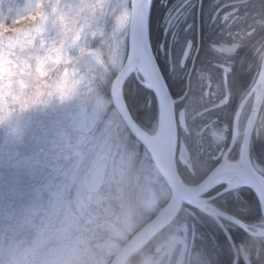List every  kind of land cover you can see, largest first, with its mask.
<instances>
[{
  "label": "clouds",
  "instance_id": "9594fccd",
  "mask_svg": "<svg viewBox=\"0 0 264 264\" xmlns=\"http://www.w3.org/2000/svg\"><path fill=\"white\" fill-rule=\"evenodd\" d=\"M2 6L7 9L6 4ZM115 11L111 0H45L35 22L22 31L0 35V122L19 113L58 107L84 111L93 122L100 121L101 89L115 88L119 81L123 95L121 71L126 65L117 42L120 28L106 29L107 18ZM94 40L98 41L95 47ZM239 47L231 46L227 55L235 56ZM252 54L255 62L248 69L254 71L235 109L231 137L228 124H220L217 117L199 128H190L185 121L182 130L184 137L197 138L201 152L224 153L227 167L219 182L226 184L225 191L241 201L246 187L257 194L261 218L259 227L250 226V235L264 238V163L255 152L257 144H264V43H254ZM229 96L226 91L220 106ZM74 131L63 134L71 136ZM116 136L109 118L90 145L77 141L78 162L65 157L61 190L49 193L52 211L41 207L30 219L0 229V264H181V258L195 250V241L188 235L195 212L184 209L183 203L211 215L209 209L216 205L204 191L177 204L174 214L149 240L133 243L128 238L130 226L157 196L161 183H173L179 177L178 164L194 170L188 143L161 123L157 148L165 162L138 166L130 154L112 149ZM221 215L244 224L231 214ZM241 254L246 255L243 249ZM198 256L199 264H213L210 256Z\"/></svg>",
  "mask_w": 264,
  "mask_h": 264
},
{
  "label": "rangeland",
  "instance_id": "374dc122",
  "mask_svg": "<svg viewBox=\"0 0 264 264\" xmlns=\"http://www.w3.org/2000/svg\"><path fill=\"white\" fill-rule=\"evenodd\" d=\"M44 2L45 0H0V35L8 31H22L23 26L35 22L43 13ZM169 2L172 3L170 6ZM4 4L7 5V9L2 6ZM194 4L195 0H152L153 11L150 17L152 39L149 35V19L147 26L150 45L154 42V56L157 55L164 62L165 69L171 67L169 72L174 78L185 80L184 93L189 90L187 73L191 72L193 61V46L189 44L184 32L188 28L185 16L187 14L191 16ZM111 6L116 11L113 16L107 18L106 29L111 30L114 26L120 28L117 42L124 63L128 48L129 0H111ZM182 26H185L183 31ZM158 27L161 30L160 39L154 33ZM97 42L93 41V47ZM231 46L222 45L216 49L228 53ZM222 69L228 71L227 66ZM122 92V99L126 104L123 88ZM181 97L177 98V101ZM144 101L145 106H151V98H146ZM97 107L102 114V119L98 122H93L86 112L70 107L23 112L16 114L8 122H0V229H8L16 222L30 219L41 207L47 208L49 212L52 211L53 201L49 193L61 190L59 181L67 168L65 157L71 163L78 162L77 141L80 144L90 145L93 138L104 129V121L109 118H112L117 134L116 139L112 141V149L124 152L125 155L130 154L138 166H154L142 145L131 134L123 133L121 130L119 122L122 123V119L110 102L108 86L101 89ZM145 121H147L146 117ZM185 121H187L185 114L180 111L177 116V131L179 130V136L184 140L182 127ZM138 125L142 127L139 123ZM157 127L158 119L156 118L147 128H142L150 135H154ZM73 129L76 131L72 132L71 136L63 134ZM229 134L231 137L232 132ZM255 152L260 162L264 163V144H257ZM222 153L220 152V155ZM195 159L191 152L193 171H189L184 165L180 166L185 167L196 177L206 174L209 165L204 168L199 167L194 164ZM168 201L169 192L162 182L157 196L130 226L128 238L165 207ZM184 208L189 210L187 207ZM194 223L190 221L188 226V235L195 241L196 246L195 250H190L186 256L185 262L188 264H199L198 253L207 255L205 234L203 235Z\"/></svg>",
  "mask_w": 264,
  "mask_h": 264
},
{
  "label": "trees",
  "instance_id": "16d2710c",
  "mask_svg": "<svg viewBox=\"0 0 264 264\" xmlns=\"http://www.w3.org/2000/svg\"><path fill=\"white\" fill-rule=\"evenodd\" d=\"M152 11L151 5L149 28ZM187 16L188 28L184 32L193 46V61L188 77L189 90L186 93L183 90L185 80L174 78L169 72L170 68L166 66L167 69H165L164 62L157 55L155 56L169 91L176 100L174 103L176 119L179 112L183 111L189 127L199 128L205 123H211L212 117H217L220 124H228V135H230L239 97L242 90L247 87L252 71H254V68L253 70L248 69V64L255 62L252 45L264 43V0H195L191 16ZM184 27H181L182 31ZM151 31L152 28L149 31L152 39ZM154 33L160 39L159 27ZM237 44L240 47L235 56L227 55L216 49L222 45ZM151 47L155 52L154 42H151ZM241 57L243 63H241ZM226 66L227 72L222 69ZM123 91L127 108L133 119L142 127L147 128L158 114L154 94L140 85L133 77L125 81ZM226 91L230 93L227 97L228 102L220 106ZM180 97L181 99L177 101ZM146 98H151V106H145L144 99ZM204 109L208 111L205 112ZM197 112L200 114L197 115ZM144 114L147 121H145ZM185 141L188 143L189 151L196 157L194 164L199 167L204 168L209 165V171L220 160V153L213 151L211 155H208L206 149L201 152L202 145L197 143L196 137H185ZM231 155L233 158L236 156L235 149ZM178 170L182 181L189 185L198 183L206 175L200 174L196 177L180 165H178ZM217 190L218 188H215L209 193ZM241 195L243 201L238 199L232 191H227L214 198L212 203L216 205V208L239 218L245 224H258L261 215L253 192L246 187L241 190ZM186 207L189 211L195 212V217L191 219V222H195L199 231L205 234L207 255L213 256L214 264H231L232 251L219 226L208 215L200 213L191 206ZM225 224L236 245L240 243L244 247H249L253 254L257 250L258 258L252 259L251 264H264V238L247 235L233 222L229 221ZM213 240L215 245L211 249Z\"/></svg>",
  "mask_w": 264,
  "mask_h": 264
},
{
  "label": "water",
  "instance_id": "95a60500",
  "mask_svg": "<svg viewBox=\"0 0 264 264\" xmlns=\"http://www.w3.org/2000/svg\"><path fill=\"white\" fill-rule=\"evenodd\" d=\"M151 1L152 0H129V17H128V25H127L128 26V30H127L128 50H127V60L126 61L130 63L131 67L129 70H127V68L125 67L121 71V80L123 81V85H124L125 81L130 76H133L140 85H142L147 90H150L154 94V97L157 102L158 126L161 120L160 118L161 110L163 109L165 112L167 125L177 131L174 100L171 97L167 84L161 74L160 68L155 59L154 53L150 45L148 32H147ZM142 54H145L146 58L150 62L152 73H153V86L148 85L146 83V79L141 73L134 71V67H133L134 63L142 56ZM119 83L120 82L118 81L115 88L109 87L110 102L113 108L120 115L122 121L125 123L127 128L130 130V132L133 135H135L134 127L138 125L132 119L128 109L126 108V105L123 99L121 100L120 103L116 100V93L118 91L121 92ZM140 140L142 144H144V148L146 149L153 165H155L156 163L163 164L165 162V157L162 152H161L159 161H157L156 154H155L156 152L154 148L145 139L143 140L140 138ZM223 157H224V153L222 154L220 162L213 168V169H216V172L213 173L212 175H209V173L212 172L213 169L210 170L208 174L196 184L188 185L182 181L180 176L176 178L173 183L164 182L169 192V201L167 205L169 206L170 210H169L168 216L166 218H163V216L160 215V212H158L149 221H147L139 229H137L129 237V239L132 240L133 243H142L144 241L149 240L153 236V234L161 227V225H163L174 214L177 204H179L181 201H187L189 199L194 198L197 194V191H204V193L206 194L213 188L219 185H224V188L220 191L219 194L223 193V191H225L226 184L219 182L220 176L222 175L224 169L227 167V160H224ZM181 181L183 183H181ZM197 185H200L199 189L195 187ZM252 192L256 196L259 206H260V201L258 199L257 194L254 191ZM173 195L175 196V199H170V197H172ZM185 205L191 206L187 202L183 203V206ZM260 209H261V206H260ZM209 212L211 213V216H213V218L216 217L214 219L218 222L221 229L225 230L223 224L220 222L218 215H217V214H221L220 211L216 208L214 209L210 208ZM230 220L235 222L234 219H230ZM226 236L229 239V243L233 249V253H234L233 264H235L236 259H237V252L227 232H226ZM182 259L183 258H181V261Z\"/></svg>",
  "mask_w": 264,
  "mask_h": 264
},
{
  "label": "bare ground",
  "instance_id": "6f19581e",
  "mask_svg": "<svg viewBox=\"0 0 264 264\" xmlns=\"http://www.w3.org/2000/svg\"><path fill=\"white\" fill-rule=\"evenodd\" d=\"M128 17H129V15H128ZM127 50H128V48H127ZM126 60H127V57H126ZM125 60V62H124V64L126 65V68H127V70H129L130 69V63H128V61H126ZM134 71L135 72H139V73H141L144 77H145V79H146V83L148 84V85H152L153 86V73H152V68H151V65H150V62H149V60L146 58V56H145V54H142V56L134 63ZM191 68H192V66H191ZM170 70H171V67H170ZM161 74H162V72H161ZM189 75H190V72H188L187 73V76L189 77ZM162 76H163V74H162ZM163 78H164V76H163ZM164 80H165V78H164ZM166 82V81H165ZM167 84V83H166ZM168 87V86H167ZM168 90H169V88H168ZM170 92V91H169ZM171 94V93H170ZM171 97H172V95H171ZM172 99L174 100V103H175V99L172 97ZM116 100L120 103L121 102V100H122V98H121V92L120 91H118L117 93H116ZM240 102V101H239ZM239 104V103H238ZM126 105V104H125ZM238 106V105H237ZM126 108H127V105H126ZM128 109V108H127ZM129 111V110H128ZM117 112V111H116ZM130 113V112H129ZM117 115L120 117V115L117 113ZM131 115V114H130ZM131 117H132V115H131ZM157 119H158V114H157V117H156ZM161 120H160V124L161 123H163V124H165V125H167V122H166V117H165V112H164V110L162 109L161 110ZM132 119H133V117H132ZM134 120V119H133ZM134 122L138 125V123L134 120ZM176 122H177V119H176ZM159 124V125H160ZM176 125H177V123H176ZM119 126L121 127V130H123V133H125V132H127V133H129V134H131L135 139H136V141L138 142V143H140L141 145H142V147L144 148V144H142V142H141V140H140V138L141 139H145L153 148H154V150H155V154H156V160L157 161H159V158H160V155H161V151H159L158 150V148H157V138H156V133L154 134V135H150L149 133H147L146 131H145V129H143L142 127H140L139 125V127L138 126H135L134 127V132H135V135H133L131 132H130V130L127 128V126L125 125V123L122 121V123L121 124H119ZM168 126V125H167ZM177 127H178V125H177ZM157 132V131H156ZM137 137H139V138H137ZM145 149V148H144ZM145 151H146V149H145ZM147 152V151H146ZM215 167V166H214ZM179 176H180V174H179ZM181 178V177H180ZM204 178V177H203ZM202 178V179H203ZM201 179V180H202ZM200 180V181H201ZM189 185V184H188ZM251 190V189H250ZM252 191V190H251ZM225 192H227V191H223V193H225ZM222 194V193H221ZM255 196V195H254ZM255 200H256V202H257V204H258V209H259V213H260V215H261V209H260V206H259V203H258V200H257V198H256V196H255ZM169 206L168 205H166L165 207H163V208H161L160 209V215L161 216H163V218H166L167 216H168V214H169ZM233 217V216H232ZM151 219V218H150ZM149 219V220H150ZM148 220V221H149ZM236 225L239 227V228H241L243 231H245V233L247 234V235H249V236H251L250 235V226H256V227H259V225L258 224H256V223H254V224H243V226H240V225H238L237 223H236ZM224 229L225 230H223V229H221L222 230V233H223V235L225 236V238L227 239V242H228V244H229V246H230V248H231V251H232V261H231V264H233V260H234V253H233V249H232V247H231V245H230V243H229V239L227 238V236H226V232L228 233V235H229V238H230V240L233 242V240H232V238H231V236H230V234H229V232H228V229H227V227H224ZM226 231V232H225ZM251 237H253V236H251ZM255 238H259V237H255ZM233 244H234V247H235V249H236V252H237V259H236V263L235 264H251V260L253 259H256V258H258L257 256H258V254H256L257 253V250H255V253L253 254L251 251H250V248L249 247H244L242 244H235L234 242H233ZM243 249V251H244V253H246V255L245 254H241V250Z\"/></svg>",
  "mask_w": 264,
  "mask_h": 264
},
{
  "label": "flooded vegetation",
  "instance_id": "af4514ba",
  "mask_svg": "<svg viewBox=\"0 0 264 264\" xmlns=\"http://www.w3.org/2000/svg\"><path fill=\"white\" fill-rule=\"evenodd\" d=\"M170 4H169V6L172 4L171 2H169ZM167 6V5H166ZM165 6V7H166ZM188 15V14H187ZM187 15L185 16V18H187ZM223 154V153H222ZM222 154L220 155V158L219 159H221V157H222ZM220 162V160L215 164V166L218 164ZM214 168V167H213ZM213 168H211L210 170H212ZM209 170V171H210ZM208 171V172H209ZM208 172L206 173V175L208 174ZM205 175V176H206ZM204 176V177H205ZM215 188H218V190L217 191H215V192H212V193H206L205 195L207 196V197H209V198H211V202H212V200L214 199V198H216L217 196H219L220 194V191L224 188V185H219V186H217V187H215ZM215 188H213V189H215ZM212 189V190H213ZM213 204V203H212ZM186 206H188V205H185V206H183V208L184 207H186ZM216 209H218V208H216ZM219 211H220V213H222L223 211H221L220 209H218ZM225 213V212H224ZM218 215V218H219V220H220V222L223 224V226L224 227H226L227 226V224H225V223H227V222H233L232 220H230L229 218H227V217H225V216H222L221 214H217ZM209 217H211L212 218V220L219 226V224H218V222L213 218V216H211V215H208ZM235 218V217H234ZM234 224H236L235 222H233ZM219 228L221 229V227L219 226ZM212 247H211V249L214 247V243H215V241L213 240L212 241ZM211 258H212V260H213V264H214V259H213V256H211ZM185 260H186V257H183V259H182V261H181V264H184V262H185Z\"/></svg>",
  "mask_w": 264,
  "mask_h": 264
}]
</instances>
